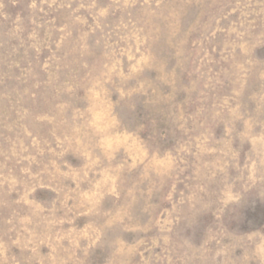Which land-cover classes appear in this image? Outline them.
Returning <instances> with one entry per match:
<instances>
[{"label": "rangeland", "instance_id": "obj_1", "mask_svg": "<svg viewBox=\"0 0 264 264\" xmlns=\"http://www.w3.org/2000/svg\"><path fill=\"white\" fill-rule=\"evenodd\" d=\"M0 264H264V0H0Z\"/></svg>", "mask_w": 264, "mask_h": 264}]
</instances>
